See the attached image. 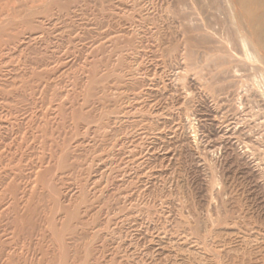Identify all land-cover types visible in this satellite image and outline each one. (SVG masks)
<instances>
[{
    "label": "rangeland",
    "instance_id": "rangeland-1",
    "mask_svg": "<svg viewBox=\"0 0 264 264\" xmlns=\"http://www.w3.org/2000/svg\"><path fill=\"white\" fill-rule=\"evenodd\" d=\"M227 1L0 0L2 261L264 264V88Z\"/></svg>",
    "mask_w": 264,
    "mask_h": 264
},
{
    "label": "bare ground",
    "instance_id": "bare-ground-1",
    "mask_svg": "<svg viewBox=\"0 0 264 264\" xmlns=\"http://www.w3.org/2000/svg\"><path fill=\"white\" fill-rule=\"evenodd\" d=\"M18 1V0H17ZM226 1V0H224ZM213 2V1H211ZM220 2V1H219ZM223 2V1H222ZM221 2V3H222ZM9 3V2H8ZM6 3V5L8 4ZM214 3V2H213ZM228 3V9L230 10V14L232 15L231 19H228V20H231L229 21L228 23H231L229 25V29H232V32L233 30L236 31V35L238 34L239 35V44L238 46L240 47V51H241V56H242V64L244 63L245 66L249 67L250 71H254L255 73V77L254 75H252L254 78L257 79V82L259 85L262 86V89L264 88V0H228L227 1ZM14 4V2H13ZM21 4V3H20ZM33 4V3H32ZM220 4V3H219ZM11 5V4H10ZM206 5V4H205ZM226 5V4H224ZM2 6V5H1ZM14 6V5H13ZM16 6V5H15ZM211 7V5H209ZM214 6V5H213ZM212 6V8H213ZM215 6H217L215 4ZM11 7V6H10ZM6 8V16L2 18V15H0V36L2 35V33H5V29L9 26L11 20H13L14 18H12V12H14V9L15 8ZM23 7V6H22ZM211 8V9H212ZM215 8H218V7H215ZM209 9V8H208ZM2 10V9H1ZM16 10V9H15ZM213 10V9H212ZM222 10V9H221ZM214 11V10H213ZM217 11V10H215ZM228 11V10H227ZM225 12V11H224ZM226 13V12H225ZM228 13V12H227ZM220 15H223L220 13ZM222 17V16H221ZM225 17V16H224ZM215 18V17H214ZM228 18V17H227ZM211 20V19H210ZM218 21V19H217ZM219 22V21H218ZM208 23V22H207ZM33 24V23H32ZM222 24V23H221ZM204 26V25H203ZM200 27V26H199ZM217 27V26H216ZM222 28V27H221ZM197 29V28H196ZM5 30V31H4ZM19 30V28H18ZM203 30V29H202ZM20 31V30H19ZM195 31V30H194ZM207 31V30H206ZM16 32V31H15ZM198 32V31H197ZM230 33V32H229ZM204 34V33H203ZM207 34V33H206ZM205 34V35H206ZM221 34V33H220ZM215 35V34H214ZM219 35V34H218ZM224 35V34H223ZM235 35V36H236ZM237 35V36H238ZM234 36V37H235ZM227 39V38H226ZM23 40V39H22ZM21 40V41H22ZM27 40V39H26ZM28 40H29V37H28ZM27 40V41H28ZM24 41V40H23ZM30 41V40H29ZM187 41V40H186ZM1 42V41H0ZM20 42V41H19ZM230 42V41H228ZM187 44V43H186ZM231 44V42H230ZM18 45V44H17ZM189 45V44H188ZM193 45V44H192ZM231 46V45H230ZM237 46V47H238ZM16 47V46H15ZM234 47V46H233ZM236 48V47H235ZM224 50V49H223ZM237 50V48H236ZM225 52H227L225 50ZM224 52V53H225ZM234 52V51H233ZM221 54V53H220ZM223 54V52H222ZM221 54V55H222ZM232 54V53H231ZM230 54V55H231ZM225 56H228L227 54H224ZM239 55V54H238ZM222 57V56H221ZM233 57V56H232ZM223 59H225L223 57ZM233 59V58H232ZM220 60V58H219ZM188 61V60H187ZM225 61V60H224ZM239 61V60H238ZM236 61V62H238ZM227 62L228 61V58H227ZM236 62H234L236 64ZM222 63V61H221ZM233 63V62H232ZM241 63V62H239ZM238 63V64H239ZM237 64V65H238ZM223 65V64H221ZM224 67V66H223ZM234 67V66H233ZM232 67V69H233ZM239 67V66H238ZM230 68V67H229ZM231 69V68H230ZM247 69V68H246ZM238 71V70H237ZM237 71H235L237 73ZM234 72V74H236ZM109 73V72H108ZM231 73V72H230ZM252 73V72H251ZM128 78V77H127ZM122 85V84H121ZM46 88V87H45ZM261 88V87H260ZM32 91V90H31ZM45 92V91H44ZM106 93V92H105ZM117 96V95H116ZM102 102V101H101ZM37 104V103H36ZM34 106V105H33ZM115 120V119H114ZM63 123V122H62ZM99 129V128H98ZM45 130V129H44ZM98 131V130H97ZM99 132V131H98ZM106 133V132H104ZM41 134V133H40ZM47 134V133H46ZM59 134V133H58ZM29 136V135H27ZM60 136V135H59ZM36 137V136H34ZM58 137V135H57ZM105 137V136H104ZM42 138V137H41ZM44 138V137H43ZM53 138V137H52ZM60 138V137H59ZM48 139V138H47ZM67 138H65V141H66ZM46 139H44L45 141ZM27 141V140H26ZM39 141V140H37ZM56 141V140H55ZM42 142V141H40ZM127 143V142H126ZM47 144V142H46ZM51 144V143H50ZM44 145V144H42ZM67 146V145H66ZM68 147V146H67ZM55 148V147H54ZM52 149V148H51ZM41 150V149H40ZM44 151V150H43ZM133 151H135L133 149ZM132 151V153H133ZM45 152V151H44ZM49 152V151H48ZM56 152V151H55ZM58 152V151H57ZM41 153H42V150H41ZM133 155V154H132ZM53 156V155H52ZM57 156V155H56ZM137 156V155H136ZM134 157V156H133ZM50 158V157H49ZM57 158V157H56ZM131 158V157H129ZM128 158V159H129ZM136 158V157H135ZM62 159V158H61ZM65 159V158H64ZM133 159V158H132ZM52 160V159H51ZM49 161V160H48ZM55 161V160H54ZM66 161V160H65ZM53 162V161H52ZM138 162V161H137ZM136 162V163H137ZM54 163V162H53ZM131 163V162H130ZM40 164V163H39ZM51 164V163H50ZM104 165V164H103ZM143 165V164H142ZM44 166V165H43ZM105 167H107V165H104ZM141 166V165H140ZM37 167V166H36ZM111 167V166H109ZM108 167V168H109ZM38 169V168H37ZM42 170V169H41ZM44 170V169H43ZM105 170V168H104ZM107 170V169H106ZM36 171V170H35ZM39 172V171H38ZM99 173V172H98ZM140 174V173H138ZM34 176H35V173H34ZM44 176V175H43ZM127 176V175H126ZM135 177V176H134ZM143 177V176H142ZM125 179V178H124ZM123 179V180H124ZM142 181V180H141ZM76 189V188H74ZM100 189V188H99ZM36 191V190H35ZM79 191V190H78ZM73 194V193H72ZM130 199V198H129ZM134 199V198H133ZM137 200V199H136ZM142 201V200H141ZM13 203V202H12ZM125 203V202H124ZM129 203V202H128ZM10 204V203H9ZM116 205V203H115ZM124 205V204H123ZM122 205V206H123ZM126 205V204H125ZM132 205L129 204V206ZM10 206V205H9ZM113 206V205H112ZM120 206V205H119ZM7 207V206H5ZM118 207V205H117ZM110 208V207H109ZM10 209V208H9ZM11 210V209H10ZM109 210V209H108ZM7 211V210H5ZM36 208L35 207H32L31 205L27 207V212H26V215H23V216H20V215H17L15 218H14V221L13 223H20V221H23V222H26L28 221V223H32V222H35L36 220L34 219V216L36 214ZM8 212V211H7ZM113 212H117V211H113ZM144 212V211H143ZM6 213V212H5ZM12 213V211H11ZM109 212H107L108 214ZM112 213V212H111ZM10 214V213H9ZM9 214L6 213V215L8 216ZM116 214V213H115ZM109 215V214H108ZM114 215V214H113ZM145 215V214H144ZM6 216V217H7ZM10 216V215H9ZM105 216V215H104ZM111 217V215L109 216ZM108 217V218H109ZM176 217V216H175ZM142 220V219H141ZM134 221V220H133ZM143 221V220H142ZM146 221V220H145ZM10 222V221H9ZM10 224V223H9ZM189 224V223H187ZM31 227V226H30ZM189 227V226H188ZM195 227V226H194ZM196 229V228H195ZM184 230V229H183ZM189 230V229H188ZM18 232V231H17ZM31 232V231H29ZM190 232V231H189ZM183 233V232H182ZM186 232H184L183 234L185 235ZM196 233V231H195ZM181 234V233H180ZM201 234V233H200ZM164 235V234H163ZM179 235V234H178ZM177 235V236H178ZM188 235V234H187ZM191 235H192V232H191ZM190 235V236H191ZM159 236V235H158ZM176 236V237H177ZM194 236V235H193ZM204 236V235H203ZM167 237V235H166ZM183 237V236H182ZM187 237V236H186ZM189 237V235H188ZM192 237V236H191ZM193 238V237H192ZM196 238V237H195ZM201 238V237H200ZM239 238V237H238ZM245 238V237H243ZM188 239V238H186ZM186 239H184L185 241H187ZM190 239V238H189ZM178 240H179V237H178ZM195 240V239H193ZM247 240V239H246ZM166 241V240H165ZM174 241V240H173ZM182 241V240H181ZM191 241V240H190ZM189 241V242H190ZM196 241V240H195ZM242 241V240H241ZM155 242V241H154ZM169 242V241H168ZM180 242V241H179ZM198 242V241H197ZM196 242V243H197ZM200 242V241H199ZM170 243V242H169ZM176 243V241H175ZM183 243V241H182ZM195 243V244H196ZM241 243V242H240ZM239 243V245H240ZM243 243V242H242ZM158 244V243H157ZM172 244V243H171ZM193 244V243H192ZM201 244V243H200ZM207 244V243H206ZM167 245V244H165ZM164 245V246H165ZM169 245V244H168ZM177 245L178 242H177ZM247 245V244H246ZM182 246V245H181ZM201 246V245H200ZM204 246V245H203ZM177 247V246H176ZM179 247V246H178ZM177 247V248H178ZM188 246H186V248L184 250L187 249ZM191 247V246H190ZM194 247V245H193ZM192 247V248H193ZM199 247V246H198ZM202 247V246H201ZM213 247V246H212ZM211 247V248H212ZM175 248V247H173ZM172 248V249H173ZM197 248V247H196ZM195 248V249H196ZM206 248V247H204ZM241 248V247H240ZM245 248V247H244ZM182 249V247H181ZM180 249V250H181ZM215 249V248H214ZM224 249V248H223ZM248 249V248H247ZM246 249H244V252H245ZM163 251V250H162ZM198 251V250H197ZM192 252V251H191ZM214 252V251H213ZM179 253V252H178ZM196 253V251H195ZM241 253V251H240ZM251 253V252H250ZM183 254V253H182ZM193 254V253H192ZM244 254V253H243ZM181 255V254H180ZM198 255H199V252H198ZM242 255V254H241ZM248 253L246 254V257H247ZM80 256V255H79ZM183 256V255H182ZM195 256V255H194ZM197 256V255H196ZM237 256V254H236ZM243 256V255H242ZM47 256L43 255V258L40 259V261L38 262V264H44L45 261L47 260L46 258ZM223 257V256H222ZM3 258V257H2ZM17 257H15L14 255L12 254H8L6 256V259L4 261L1 260L0 258V264H22L18 259H16ZM186 258V257H185ZM218 258V257H217ZM216 258V259H217ZM210 259V258H209ZM243 259V258H242ZM247 259V258H246ZM96 260V259H95ZM183 260V259H182ZM220 260V259H219ZM223 260V259H222ZM224 261V260H223ZM234 261V260H233ZM232 261V262H233ZM248 261V260H247ZM82 262V261H81ZM215 262V261H214ZM218 262V261H217ZM241 262V260H240ZM250 263V262H248ZM212 264V263H211ZM218 264V263H217ZM235 264H238V263H235ZM247 264V263H246Z\"/></svg>",
    "mask_w": 264,
    "mask_h": 264
}]
</instances>
